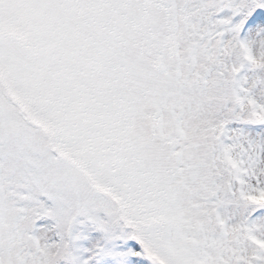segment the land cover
<instances>
[{
    "label": "snow or ice",
    "instance_id": "obj_1",
    "mask_svg": "<svg viewBox=\"0 0 264 264\" xmlns=\"http://www.w3.org/2000/svg\"><path fill=\"white\" fill-rule=\"evenodd\" d=\"M0 264H264V0H0Z\"/></svg>",
    "mask_w": 264,
    "mask_h": 264
}]
</instances>
